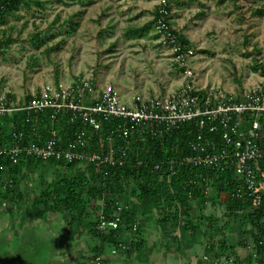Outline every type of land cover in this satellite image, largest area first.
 Wrapping results in <instances>:
<instances>
[{
  "label": "rangeland",
  "instance_id": "1",
  "mask_svg": "<svg viewBox=\"0 0 264 264\" xmlns=\"http://www.w3.org/2000/svg\"><path fill=\"white\" fill-rule=\"evenodd\" d=\"M162 1L50 0L45 9L32 6L8 16L0 26V97L24 102L47 86L66 88L88 80L93 83L95 96L111 86L127 103L133 99L167 98L182 86L188 70L193 73L197 87L204 90L213 88L239 94L264 82V0H166L171 9L172 29L186 38L189 44L185 47L192 50L185 66L177 62L168 43L156 38L153 26L143 38L130 35L131 30L143 29L154 20ZM38 33L43 40L39 47L33 39ZM9 40L12 43L7 44ZM85 102H91V98L87 97ZM36 161L18 167L17 193L23 199L15 198V203L6 199L4 208L1 203L7 177H3L0 209L9 221L14 218L40 221V213L44 214L48 207L38 201L63 177H72L80 170L93 182V170L87 165L66 170L52 161L39 164ZM131 186L127 189L129 193ZM222 202L200 206L194 203L192 220L196 222L200 215L213 217L217 220L212 231L217 233L216 237L219 233L223 236L232 233L235 239L231 238V244L247 242L241 235L243 232H238L241 217L237 220L231 217ZM92 205L93 213L100 215L101 203ZM130 207L131 212L137 213L141 238L149 245L159 244L163 235L184 242L187 239L183 224L167 230L160 224L164 211L143 203ZM11 223L0 228V264H70L66 225L52 223L48 233L43 223L32 225L26 220ZM70 230L76 231L74 227ZM75 233L77 251L92 257L95 241L87 232L82 239L78 229ZM122 235L124 247L136 239V233L126 228ZM161 248L165 249V245ZM198 249L202 257L203 250ZM102 250L101 264H125L122 259L137 258L136 252H128L127 248L117 251L105 246ZM77 255L71 256L76 264H92L87 260L78 262L85 258ZM177 263L175 259L174 264Z\"/></svg>",
  "mask_w": 264,
  "mask_h": 264
},
{
  "label": "built area",
  "instance_id": "2",
  "mask_svg": "<svg viewBox=\"0 0 264 264\" xmlns=\"http://www.w3.org/2000/svg\"><path fill=\"white\" fill-rule=\"evenodd\" d=\"M169 8L166 0L160 3L154 29L157 36L171 46L177 62L185 66L192 50L179 41L178 33L172 29ZM185 75L182 86L169 97L133 99L130 103L111 86L95 96L93 83L88 80L66 88L47 86L24 102L0 97V119L26 113L25 123L33 124L35 117L50 112L46 140L36 142L31 138L25 142L24 132H14L10 140L0 145V157L8 159L13 166L29 158L103 168L123 167L129 159V147L122 142L131 145L148 139H163L186 126L193 133L189 142L192 153L180 158L179 166L228 172L235 178L234 197L239 200L258 197L264 191V82L237 94L213 88L199 89L193 73L188 70ZM87 97L91 102H85ZM62 113L70 115L72 126H81L62 135L56 126ZM112 122L116 125H111ZM94 136L99 137L100 150L92 149ZM104 145L105 151L102 150ZM161 169V164H154L153 171ZM171 171L175 173L174 167ZM200 179L210 182L201 176ZM192 183H196L195 180ZM211 191L208 184L207 195ZM230 196L222 193L220 200L226 201ZM127 210V205H118L113 220H107L101 211L99 229L102 232L119 229L120 216ZM203 259L209 258L204 256ZM212 264L247 263L245 259L225 256L215 258Z\"/></svg>",
  "mask_w": 264,
  "mask_h": 264
},
{
  "label": "trees",
  "instance_id": "3",
  "mask_svg": "<svg viewBox=\"0 0 264 264\" xmlns=\"http://www.w3.org/2000/svg\"><path fill=\"white\" fill-rule=\"evenodd\" d=\"M50 0H0V26L5 24L8 16L19 12L22 8H31L36 6L45 9L47 2ZM74 1V0H62ZM169 10H171L169 8ZM159 18L156 12L154 20L143 29L131 30L130 35L134 38H143L148 30L155 24ZM74 26V25H73ZM179 35V34H177ZM159 38V36H156ZM36 45L39 47L43 44L41 34L38 33L33 37ZM179 41L183 45H188V41L182 35H179ZM12 43L9 40L7 44ZM29 99V98H28ZM50 112L35 117L33 124H26V113L5 117L0 119V145L5 140H10L14 132H24L25 142L34 139L36 142L46 140L48 138V129ZM111 125H116L112 122ZM56 126L61 130V134L71 133L78 129L81 124L74 126L70 123V115L62 113L58 116ZM35 128V129H33ZM107 126L105 129L107 130ZM66 137L64 136V140ZM193 139V133L185 126L179 130L166 135L163 139H148L146 142H134L129 145V159L125 166L116 168H103L96 165H87L88 169H92V181L88 180V175L84 171L77 172L72 177H63L55 186L45 191L43 200L39 204L46 205L54 211L62 209L69 217L68 226L74 227L80 234H87L92 240L99 243L103 248L112 246L114 249L121 250L127 248L128 252H140L146 246V240L141 238L142 228L137 224V213L131 212L130 205L143 203V205L152 206L157 210L164 211V217L159 221L167 230L171 226L176 228L179 224H183L185 236L192 239L197 237L206 228L207 232L214 231L217 226V220L213 217L198 216L195 222L192 220V209L194 203L206 205L209 202L221 203L220 196L222 193H229L231 196L222 203L228 211V214L242 221L241 226H250L255 244L253 254L249 259H245L247 264H262L264 260V191L256 198L239 200L233 196L235 194V178L228 172L207 171L201 169H191L190 167L179 166L178 160L192 152L189 148V142ZM99 137L94 136L91 140L92 149L100 150L98 146ZM104 148V149H103ZM102 148L106 150V145ZM34 159L26 158L19 165L13 166L12 163L5 158L0 157V187H2L3 177L7 180L3 186L4 199L19 198L23 199L20 193H17L18 176L20 166L34 163ZM142 162V165L139 163ZM37 164L42 163L36 161ZM161 164L160 172L153 171L154 164ZM58 168H66V170H77L82 165L66 164L64 162H53ZM171 167H174L175 173H172ZM200 176L208 179L205 182ZM195 180L196 183H192ZM130 188V193L128 188ZM211 186V193L207 195V185ZM134 197L137 201L129 198ZM100 202V212L103 211L107 220H113L117 215L118 205H127L128 210L121 214V224L119 229H109L102 232L99 229L101 224L100 215H95L92 211L93 203ZM94 209V208H93ZM184 217H183V216ZM143 217V215H142ZM134 218V219H132ZM131 224L130 222H133ZM125 228L136 233V239L125 246L120 238L125 232ZM83 230V231H81ZM174 240H178L177 238ZM101 247L93 248L94 255L92 257L80 256V260H87L92 264H101L100 259ZM226 242L220 244L222 252L232 250ZM227 256H235L233 253ZM257 256V258H255ZM215 258H220L216 256ZM239 258V257H237Z\"/></svg>",
  "mask_w": 264,
  "mask_h": 264
},
{
  "label": "crops",
  "instance_id": "4",
  "mask_svg": "<svg viewBox=\"0 0 264 264\" xmlns=\"http://www.w3.org/2000/svg\"><path fill=\"white\" fill-rule=\"evenodd\" d=\"M3 195V194H2ZM8 202H13L15 203V200H11L8 199ZM4 204H6V199H4V195H3V200H2V208H4L3 206H5ZM2 208L0 209V228L1 227H6L8 224L9 225H13L11 222H16V224L23 222V221H29L32 225L34 224H42L43 223V227L45 225V229L46 231L49 233V225H51L52 223H57V224H64L66 225L65 227V232L68 234V241L65 242L68 247H70V253L69 255L65 253V256L68 255L69 257V262L70 264H76L74 262V259L71 257L73 255L76 254H80V256H85L83 255V251L82 250H78L77 251V246H78V234H76L75 232L77 231H71V227L68 226L69 223V217L66 215V212H64L62 209H59L58 211H54L52 210V208H47L46 211H44L45 213L42 214V212L40 213V217L39 220L40 221H36L34 218H27V219H20V220H15V218L12 221L8 220V217L6 214H4V211L2 210ZM2 210V212H1ZM26 213V212H25ZM6 215V216H5ZM54 215V216H53ZM60 215L61 218L55 217ZM8 222V223H7ZM63 225V226H64ZM14 226H16L14 224ZM249 226L246 227H241L238 232L242 233L241 235H244L243 238L247 239V242H243L240 243V241L236 244H231V238H233V234H229L227 233L226 235H222L221 233H219L218 237H216L217 233L214 232H210L206 230L201 232L197 237H193L192 239H190L189 237H186L187 239L183 241L181 240H174V239H170L168 238L167 235H163L166 236V240L165 238L162 236L161 240H160V245L159 244H155L152 243V245H149L146 242V246L145 248L140 251V252H136V257L132 258L129 257L128 259H122L123 263L125 264H174V260L177 259L178 263L177 264H212L213 260L215 259L216 256H220V257H225L227 255H230V253L232 252V250H227L222 252V250L220 249V244L222 242H226L228 247H232L233 248V254L237 257H241V259H249L251 257V254H253V248L255 246L254 242H253V236L251 233V228L247 229ZM16 230L18 231V227L16 226ZM52 234L54 235V231L52 232ZM225 234V231H224ZM222 235V236H221ZM236 236H238V234H235ZM89 236V235H87ZM83 237H86V235L81 234L80 238L82 239ZM222 237V239L220 238ZM240 237V236H239ZM168 239V240H167ZM235 239V238H233ZM92 240V239H91ZM94 241V240H93ZM221 241V242H220ZM236 243V242H235ZM96 244L95 246H99V243L95 241ZM165 245V249L161 248V245ZM158 245L160 246V248H158ZM155 246H157L155 248ZM240 247V248H239ZM102 249H104L103 247H101ZM198 248H200L201 250H203V256L200 257V255L198 254ZM231 248V249H232ZM100 251V255L102 254V250ZM77 255V256H78ZM93 256V255H92ZM144 256V257H143ZM155 256H159L162 257L161 262L158 261V258L156 259ZM204 256H207L209 259L206 261L204 260ZM154 257V258H153ZM133 260V262H132ZM83 262V260H82ZM81 262V263H82ZM262 264H264V260L262 262Z\"/></svg>",
  "mask_w": 264,
  "mask_h": 264
}]
</instances>
